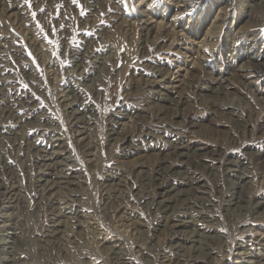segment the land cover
Here are the masks:
<instances>
[{
    "label": "rangeland",
    "instance_id": "obj_1",
    "mask_svg": "<svg viewBox=\"0 0 264 264\" xmlns=\"http://www.w3.org/2000/svg\"><path fill=\"white\" fill-rule=\"evenodd\" d=\"M257 1L0 0V216L18 235L16 264H170L185 241L166 220L187 222L196 264L264 254V77L231 75L245 43L264 44ZM176 78L186 103L157 106L171 97L151 84ZM219 78L228 93L215 100ZM186 139L218 150L161 164L159 150ZM161 188L174 190L167 209Z\"/></svg>",
    "mask_w": 264,
    "mask_h": 264
},
{
    "label": "bare ground",
    "instance_id": "obj_2",
    "mask_svg": "<svg viewBox=\"0 0 264 264\" xmlns=\"http://www.w3.org/2000/svg\"><path fill=\"white\" fill-rule=\"evenodd\" d=\"M180 2V0H179ZM257 6H264V0H258L257 1ZM1 3V2H0ZM175 3V2H174ZM255 3V2H254ZM3 4V3H2ZM177 4V3H176ZM179 4V3H178ZM14 5V4H13ZM183 5V4H182ZM174 6V5H173ZM6 7V6H4ZM8 7V6H7ZM181 7V6H180ZM252 7V6H251ZM8 9V8H7ZM224 9V8H223ZM2 10V9H1ZM220 10V9H219ZM222 10V9H221ZM220 10V12H221ZM223 16V15H222ZM221 18V17H220ZM220 20V19H219ZM215 19L213 20V26L215 25L216 21ZM225 21V20H224ZM220 23V22H219ZM218 27L220 25L216 24ZM215 25V26H216ZM216 28V27H215ZM210 29V27L208 28ZM212 29V28H211ZM240 29V28H239ZM217 30V29H215ZM212 33V32H211ZM210 33V34H211ZM206 34V33H205ZM209 34V31L207 33V35ZM214 34V33H213ZM212 34V35H213ZM184 35V34H183ZM214 36V35H213ZM185 37L187 39H185V42L187 45H189L190 47H187V49L189 51H192L193 50V46H196L197 48H200V46L202 45V40H197V39H189V37L187 36V34L185 35ZM206 40V39H205ZM207 41V40H206ZM204 42V41H203ZM259 47V48H258ZM242 48V47H241ZM20 49V48H19ZM146 49V48H145ZM186 49V48H185ZM244 49L247 51L246 52V55L245 57L243 58V61L241 63V65L233 68V73L231 75H236V77L240 78V80H245L247 81L248 78L250 77H254L255 79L257 78H260V77H264V44L263 45H260V46H257V44H254L252 42H247L244 44ZM22 52V51H21ZM76 52V51H75ZM83 52V51H82ZM81 52V53H82ZM196 52V51H195ZM20 53V52H19ZM191 53V52H190ZM15 54V53H14ZM77 54V53H76ZM192 55V54H191ZM190 55V56H191ZM201 55L200 53H198V56ZM77 56V55H76ZM186 56V54H185ZM197 56V55H196ZM82 57H84L82 55ZM192 57V56H191ZM203 57V56H202ZM202 59V58H201ZM200 59V60H201ZM189 60V59H188ZM192 60V59H190ZM193 61V60H192ZM79 62V61H78ZM77 63V62H76ZM79 64V63H78ZM186 65V64H185ZM152 67V66H151ZM163 67V66H162ZM190 70V69H189ZM1 71V70H0ZM154 71V70H153ZM187 72V70H186ZM176 74V73H175ZM157 75V74H156ZM182 75V74H181ZM177 76V75H176ZM1 77V76H0ZM5 77V76H4ZM221 77V75H220ZM3 79V78H2ZM177 79V78H176ZM186 79V78H185ZM221 79V80H220ZM224 79V78H223ZM227 79V77H226ZM251 79V78H250ZM184 79H177V80H174L172 81V83H169L166 87H165V90L164 92H162L163 90L161 91H156L157 89L160 88V83H157V82H153L151 84V90H153L154 94H155V97H157L158 100L160 101H166L167 98L171 97L170 98V101L169 102V105H158L157 106H161V107H169L171 108V106H173L171 108V111L172 109L176 108L178 109V107L180 105H183L184 103H186L182 98H178V99H175L177 97L176 94H178L181 90V88H183V81ZM213 80V79H212ZM216 81L214 82V85H211L213 87H210L209 88V91L211 92V98H214L215 100L219 99L221 97L222 94H224L225 92L228 93V86L221 83L222 82V78H219V79H215ZM151 81V80H150ZM157 81V80H156ZM163 83V82H162ZM185 83V82H184ZM196 83V82H195ZM226 83V82H225ZM216 84V85H215ZM209 87V86H208ZM75 88V87H74ZM76 91V90H75ZM225 93V94H226ZM30 95V94H29ZM28 95V96H29ZM2 96V95H1ZM70 96V95H69ZM154 97V96H153ZM68 98V97H67ZM66 98V99H67ZM80 98V97H79ZM173 98V99H172ZM22 100V99H21ZM26 100V99H25ZM81 100V99H80ZM70 101V100H69ZM68 101V102H69ZM12 102V101H11ZM66 102V101H65ZM66 102V103H68ZM64 104V103H63ZM70 105V104H68ZM154 105V104H153ZM225 105V104H224ZM3 106V105H2ZM9 106V105H8ZM15 106V105H14ZM210 106V105H209ZM10 107V106H9ZM22 107V106H21ZM32 107V106H31ZM88 107V106H87ZM160 107V108H161ZM4 108V107H3ZM2 109V108H1ZM87 109V108H86ZM215 112H218V113H224V114H228L229 116H231V118H233L235 121L237 120V116H236V108L234 107H226V108H223V107H219L217 106V102H212V108ZM11 110V109H9ZM29 110V109H28ZM212 110V111H213ZM77 111V110H76ZM9 112V111H8ZM16 112V111H15ZM71 112V111H70ZM11 113V112H10ZM5 114V113H4ZM15 114V113H14ZM79 114V113H78ZM81 114V113H80ZM17 116V115H16ZM25 116V114H24ZM74 116V115H73ZM157 116V114H156ZM176 116V114H175ZM183 116V115H182ZM18 117V116H17ZM164 117V115H163ZM169 117H172V116H169ZM80 118V116L78 117ZM177 118V117H176ZM180 119V118H179ZM183 119V118H182ZM81 123H87V119L85 120V118H81ZM188 120V119H187ZM193 120V119H192ZM45 121V120H44ZM79 121V120H78ZM160 121V120H159ZM179 121V120H178ZM177 121V122H178ZM74 122V121H73ZM240 122H243V121H240ZM75 123V122H74ZM182 123V122H181ZM192 123V122H191ZM244 123V122H243ZM177 124H180V123H177ZM244 125V124H243ZM74 126V125H73ZM87 126V125H86ZM193 126V125H191ZM85 128V127H84ZM83 128V129H84ZM77 129V128H76ZM82 129V130H83ZM86 129V128H85ZM123 129V128H122ZM125 129V128H124ZM239 131V130H238ZM77 133V132H76ZM261 133L263 134V130L261 131ZM78 134V133H77ZM175 135V134H174ZM53 136V135H52ZM79 136V135H78ZM56 137V136H55ZM86 136H83L82 138H84ZM54 138V137H53ZM58 138V137H57ZM80 138V139H82ZM87 138V137H86ZM175 138V137H174ZM184 138V137H182ZM234 138V137H233ZM81 141V140H80ZM171 141V140H170ZM234 141V140H233ZM79 142V141H78ZM83 142V141H82ZM89 143V142H88ZM170 143V142H169ZM54 144V143H53ZM59 144V143H58ZM199 146V145H198ZM241 146V145H240ZM163 147V146H162ZM220 147V146H219ZM218 150V149H213V148H208V147H194L192 145V143L190 142V140L186 139V140H182L180 142H178V144H175L174 146H168L166 149H160L159 150V155L161 157V164L165 163L168 161V159H172V160H180L181 162L183 163H186V162H189V160H191L192 158H195V157H202L203 154L206 153H215V151ZM46 151V150H45ZM56 151V150H55ZM223 151V150H222ZM50 152V151H49ZM53 152V151H52ZM221 152V151H220ZM50 154V153H49ZM247 154V153H246ZM44 156V155H43ZM52 156V154H51ZM54 154L52 157H50L48 160H47V166H52L53 164L51 163V160L54 159ZM59 156V155H58ZM213 158V157H212ZM238 158V157H237ZM258 160H260V165H264V155H261L258 157ZM55 162H58V161H55ZM176 162V161H175ZM204 162V161H203ZM230 162V160L228 161ZM234 162V161H233ZM201 163V162H200ZM206 163V162H205ZM227 163V162H226ZM56 164V163H55ZM157 164V163H156ZM215 164V163H214ZM228 164H232V163H228ZM57 165V164H56ZM189 165V164H188ZM55 166V165H54ZM178 166V165H177ZM207 166V165H206ZM53 167V166H52ZM162 167L161 165L159 166V168ZM187 167V166H186ZM215 167V166H213ZM230 167V166H229ZM57 168V167H56ZM165 168V167H164ZM198 168V167H196ZM195 168V169H196ZM53 169V168H52ZM61 169V168H60ZM59 169V170H60ZM174 169V168H173ZM177 169V168H176ZM239 170V169H238ZM12 171V170H11ZM54 171V170H53ZM62 171V170H61ZM237 171V169H236ZM57 172V171H56ZM60 172V171H58ZM177 172V171H176ZM55 173V172H54ZM171 174V173H170ZM174 174V172H173ZM13 175V174H11ZM45 175V174H44ZM178 175V174H177ZM185 175V174H184ZM47 176V175H46ZM66 176V175H65ZM183 176V175H182ZM194 176V175H193ZM199 176V175H198ZM240 176V175H239ZM185 177V176H184ZM192 177V176H191ZM187 178V177H185ZM58 179V177H57ZM67 179V178H66ZM161 179V178H160ZM200 179V178H199ZM42 180H44L42 178ZM46 181H50L49 179H45ZM56 182V181H55ZM170 182V181H169ZM3 183V182H1ZM45 183V182H44ZM48 184V183H45V185ZM197 185V181H195L193 178H190V179H186V182H185V185L187 186H192V185ZM164 185V184H163ZM184 185V186H185ZM44 185H42L43 187ZM174 186V185H173ZM203 186V184H202ZM13 187V186H12ZM50 187H53V186H50ZM176 187V186H175ZM160 188V187H159ZM173 188V187H172ZM197 188V187H196ZM191 189V188H190ZM200 189V188H199ZM177 190V189H176ZM175 190V191H176ZM181 190V189H180ZM179 190V191H180ZM185 190V189H184ZM193 190V189H192ZM195 190V189H194ZM183 191V190H182ZM160 197H159V205L164 207L165 209H167L169 207V204L171 203L172 201V198H173V195H174V190L171 189V188H161L160 189ZM184 192V191H183ZM190 192V191H189ZM249 192V191H248ZM175 193H178L175 192ZM4 194V193H3ZM182 194V193H180ZM190 194V193H189ZM172 195V196H171ZM178 196V194H176ZM242 195V194H241ZM109 198V197H108ZM55 202V201H54ZM189 203V202H188ZM158 205V206H159ZM175 205V204H174ZM69 206V205H68ZM55 208V207H53ZM160 208V207H159ZM174 208V207H173ZM190 208V207H189ZM6 209V208H5ZM9 209V208H8ZM260 210H263L264 211V201L262 202H258L254 208V211L258 212ZM258 214V213H257ZM262 215V214H261ZM261 217V216H260ZM0 218H2V228L4 227H7L8 228V231L7 233L5 234V236L3 238H1L2 242H1V246H3L2 248V253L4 254V257L2 259V261L0 262V264H16V260L17 258L15 257L14 255V248L16 246V238L18 237L17 233L15 232V229L13 227H11L10 224H7L8 220H9V217H8V214H2L0 216ZM192 218V217H191ZM4 219V220H3ZM167 219V217H166ZM11 220V218H10ZM1 221V220H0ZM190 222V221H189ZM10 223V222H9ZM166 225H170L169 228L172 229V233H176L178 234V239L180 240V242H183L185 241L184 244H176L175 245V259L172 258V259H168L167 261L171 264L173 262H176V264H180L182 262H185L188 258H192L193 257V261L191 262V264H196L200 259V254H202V252L199 250H196V248H193V246H186V243L188 242H191V236H189V234L186 232V230L182 229L188 225L187 222L184 220L180 221V222H176L174 220L172 221H165ZM12 224V223H11ZM194 226V225H193ZM58 225H55L54 224V227H53V230L56 231L58 230ZM11 230V231H9ZM193 230V229H192ZM0 231H1V228H0ZM190 231V230H189ZM197 231V230H196ZM2 232V231H1ZM169 232V231H168ZM199 232V231H197ZM59 233V232H58ZM201 234V233H199ZM209 234V233H208ZM193 235V234H192ZM254 235V234H253ZM174 236V235H173ZM57 237V236H56ZM201 237L202 234H201ZM206 237V236H205ZM258 239V238H257ZM260 241L263 242V237H260L259 238ZM198 240V239H197ZM250 241V240H249ZM257 242V241H256ZM237 243V242H236ZM241 243V242H240ZM243 244V243H241ZM261 245L264 246V243H262ZM239 246V245H238ZM242 246V245H241ZM195 247V246H194ZM236 247V246H235ZM198 248V247H197ZM239 248V247H238ZM1 249V247H0ZM47 249V248H46ZM237 249V248H236ZM238 250V249H237ZM255 250V249H254ZM192 251V252H190ZM191 253H194V254H191ZM1 254V253H0ZM204 255V254H203ZM207 256H210V253L207 254ZM189 260V259H188ZM237 260H240L238 262V264H264V254L262 255V253L260 252H252L250 254H247L246 252H243L241 251V253H237ZM118 261V260H117ZM86 262V261H85ZM228 262V261H227ZM117 264V262H116ZM119 264H125L123 261H120Z\"/></svg>",
    "mask_w": 264,
    "mask_h": 264
},
{
    "label": "snow or ice",
    "instance_id": "obj_3",
    "mask_svg": "<svg viewBox=\"0 0 264 264\" xmlns=\"http://www.w3.org/2000/svg\"><path fill=\"white\" fill-rule=\"evenodd\" d=\"M33 15H35V14H33Z\"/></svg>",
    "mask_w": 264,
    "mask_h": 264
}]
</instances>
